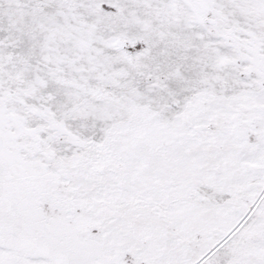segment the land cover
I'll use <instances>...</instances> for the list:
<instances>
[{"label":"snow or ice","instance_id":"snow-or-ice-1","mask_svg":"<svg viewBox=\"0 0 264 264\" xmlns=\"http://www.w3.org/2000/svg\"><path fill=\"white\" fill-rule=\"evenodd\" d=\"M0 264H264V0H0Z\"/></svg>","mask_w":264,"mask_h":264}]
</instances>
